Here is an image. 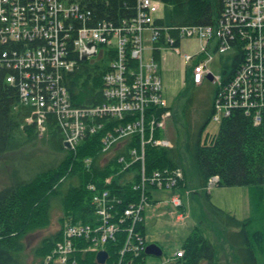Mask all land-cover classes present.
Listing matches in <instances>:
<instances>
[{
	"label": "built area",
	"instance_id": "1",
	"mask_svg": "<svg viewBox=\"0 0 264 264\" xmlns=\"http://www.w3.org/2000/svg\"><path fill=\"white\" fill-rule=\"evenodd\" d=\"M135 8L134 15L129 17L91 22L90 12L81 0H0V67L5 69L6 82L18 87L21 102L33 108L32 113L37 119L43 114L48 118L56 116L60 125L67 127L66 131L77 128L74 133L65 135V142L71 148L79 139L96 131L102 122L114 119L103 139L106 144L104 150H107L110 145L139 129L145 132L149 108L167 107L163 96L160 51L173 48L179 52L183 38L198 37L207 42L216 41L214 54L217 58L219 54L220 71L215 72L209 66L213 57L207 60L203 51L194 55L184 54V65L189 68L195 85H201L209 79V74L213 75L210 80L217 86L215 116L220 112L229 116L234 109L241 107L247 114L254 110L256 123L262 121L264 0H223L222 8L211 24L170 23L161 14L159 0H136ZM232 41L242 43L246 58L231 81L225 82L220 55L234 51ZM100 45L103 46L101 54L107 49L105 55L110 56L109 68L103 75L104 100L96 105L77 107L71 101L65 72L78 69L84 56L98 54ZM155 112L149 123L151 134L158 122ZM170 114L169 110L164 111L158 125ZM145 142L144 139L141 155L137 148L131 149L132 154L142 156V160ZM174 171L176 176L167 174L168 169L156 170L152 180L155 184L151 185L171 190L181 177L180 169ZM142 184L145 186V182ZM174 195L175 205H180V198ZM93 198L99 205L100 224L97 227L72 225L68 231L94 243L91 249L96 250L100 242L116 239L115 232L121 223L126 220L134 222L138 214L137 204L133 202L124 211L117 210L116 203L121 200L109 189L95 192ZM142 198L145 199L144 191ZM134 226L135 223L129 229V236L136 231ZM139 233L137 231L136 234L138 244H134L137 245L134 249L136 255L146 248ZM130 242L131 238L127 248L133 250L134 245ZM71 245L60 244L57 248L69 254L75 249ZM183 253L182 249L176 255L181 257Z\"/></svg>",
	"mask_w": 264,
	"mask_h": 264
},
{
	"label": "trees",
	"instance_id": "2",
	"mask_svg": "<svg viewBox=\"0 0 264 264\" xmlns=\"http://www.w3.org/2000/svg\"><path fill=\"white\" fill-rule=\"evenodd\" d=\"M163 1L171 6L167 21L178 24L214 23L223 5V0ZM81 2L90 12L91 22L102 19L115 21L120 17L134 15L136 10V0ZM234 41V51L220 55L225 82L231 81L246 58L245 47L241 42ZM82 64L79 70L68 76L73 103L79 106L101 103L104 100L103 75L109 68V61L106 59L93 64L85 61ZM210 82L215 86L211 108L201 128L197 132L189 130L187 138V149L199 181L197 193L206 210L226 227L225 237L231 242L240 263L260 264L257 246L264 249V231H251L252 218L238 219L215 205L211 200V192L208 191V183L213 176H218L220 186H250L255 192L261 191L264 198V110L262 121L256 123L254 110L247 114L244 108L234 109L220 122L218 132L211 141H203V132L215 112L217 86ZM165 109L168 107L149 108L145 119V132L137 131L127 137L129 139L120 147L116 146L119 142L117 141L114 143L115 147L107 150H104V140L102 141L108 133L106 126L94 134H87L76 150H69L64 146L59 126L50 117L48 137L45 139L51 149L64 152L65 155L56 165L37 171L30 179L22 180L19 173L13 172V181L0 188V264H48L44 262V257L60 239L62 228L55 234L44 237L34 248L35 262L27 263L24 241L30 233L50 226L54 202L63 209L61 224L68 218L75 225L90 224L97 227L100 216L92 202L93 190L89 188L90 184H96L98 188H108L113 194H117L121 202H118L116 209L121 210L134 200L142 198V177L138 170L143 165L148 181L145 182V189L149 198L153 197L152 190L158 188L157 185H151L155 184L152 180L156 170L168 169L167 174L172 176H176L174 170L177 168L181 167L185 171L183 156L178 147L148 142L151 135L149 123L153 113L157 111L156 117L160 120ZM29 113L31 108L21 102L18 87L6 82L5 69L0 67V151H15L38 138L35 127H23L25 116ZM162 136V130L155 129L154 137L162 139ZM144 139L147 140L144 160H137L128 170H124L126 162L132 161L131 149L139 148L141 153ZM122 157L123 160L120 161ZM87 159L90 161L87 162ZM134 170H137L135 175L132 174ZM184 173V178L178 180V187H182L186 180V172ZM108 177H112L110 183L106 182ZM138 184L140 187H137ZM138 230L146 236L145 222L138 225ZM122 231L115 242L111 241L106 245L109 252L106 264H145L147 253L143 251L139 255L127 251L124 256H120L127 239ZM181 249L184 250V255L176 258L173 264H224L219 258L217 246L198 229H194L185 238ZM96 256L95 250L79 252L78 264H100Z\"/></svg>",
	"mask_w": 264,
	"mask_h": 264
},
{
	"label": "rangeland",
	"instance_id": "3",
	"mask_svg": "<svg viewBox=\"0 0 264 264\" xmlns=\"http://www.w3.org/2000/svg\"><path fill=\"white\" fill-rule=\"evenodd\" d=\"M159 2L161 6V14L165 16L166 20H169L171 6L167 5L163 0H159ZM215 44V40H210L207 42L199 39L198 37H185L181 40L179 52L173 48H168L162 49V51H160L158 54L162 63L161 73L163 82L162 87L164 90L163 96L168 107V109H165V111L169 110L171 114L166 116L160 125H158V122L161 121L162 118L160 120L158 119L156 129L160 128L162 130V139L154 137V132H152L149 138L153 136L151 140L153 144L169 146L168 143L170 142L172 144L171 147H178L183 156V167L185 169L184 171L181 167L177 168L181 170V177L178 180L180 181L182 178H184V172H186V180L182 187H178L179 181H177V184L171 190L168 188H159L157 185L158 188L152 190L153 197L150 198L145 189L147 183L145 186L143 184L141 185L140 183L141 190L146 194L144 200L143 198H139L138 200L133 201V203L137 204L135 209L137 210L138 216L135 218V220L133 218L134 222L132 220H126L121 223L118 231L115 232L116 239H110L105 242H100L101 244L99 243L96 245L97 248L95 251L97 253L100 250H107L106 245L111 241L115 242L121 230H123L122 232H125V237H127V239L125 247L121 250L120 256H124L127 251L134 253V249L137 246L134 244H138V236H136L137 231H139L138 225L142 222H145L147 225L146 236L142 235V233H139L141 234L142 239L145 241V246H148L147 242L149 244L157 243L163 248L164 251L162 256L147 254L145 264H173V261L178 258L176 252L182 250V242L189 234H191L194 229H198L203 232L204 235L207 238H210L211 241L217 246L219 258L222 263L241 264L239 258H237L234 252L231 242L225 237V232H227L226 227H224L211 213L206 210L202 198H200L197 193L199 186L197 171L191 154L187 149L189 130L197 132L205 122L206 116L212 105L215 86L210 82V78H207L205 83L201 86L193 84L191 81L189 68L185 67L184 65L183 55L187 53L194 55L199 51H203V57H206L207 60L213 57L210 59L208 64L215 72H219V54L218 58L217 54H214L216 53V50H214ZM102 48L103 46L100 45V51L98 54H93L89 57L84 56V61L81 62V66L78 69L76 68L71 73L65 72L67 82L68 76L79 70L83 65L82 63L85 61L90 64L101 62L106 59L110 61V56L105 55L107 49L101 54ZM71 101L73 103L72 97ZM75 106L82 107L79 105ZM29 107L31 108V113L25 116L23 127H35L38 138L30 141L29 143H25L23 147L15 151H0V188H3L13 181V172L19 173L22 180L30 179L35 175V173H37V171H41L44 168L56 165V163H58L65 155L64 152L51 149L49 143L45 139L48 137V126L51 123L49 121H51L50 117L52 116L50 115L48 118V116L43 114L42 118L37 119L36 115L32 113L33 108L31 106ZM45 116L47 119L45 118L46 120L43 121ZM227 116L228 115L223 114V112L218 113L216 116L214 113L210 123L203 132L202 140H207L208 142L211 141V139L218 132L220 122ZM54 120L62 132L64 143H67L65 142V135H67V133H74L77 128L72 127L66 131L65 128L67 127L63 128L56 116H54ZM103 121L106 120L104 119ZM112 122H114V119L111 121H106V123L102 122V125L98 127L96 131L91 133L94 134L103 129L105 126L109 131ZM139 132L141 133L142 130L139 129ZM134 133L130 134L129 136L133 135ZM129 136H126L124 138L125 140L122 139L121 143L119 141L118 145L116 146L120 147L123 145L129 139H127ZM83 140H85V138H82L81 140L79 139L74 148H71L70 146H64L69 150H76ZM156 141H160V143H157ZM103 145H106L104 141ZM113 147H115V144L110 145L107 149H112ZM142 149L143 148L141 145V150ZM137 151L139 155H141L139 148H137ZM131 155L133 157L132 161L126 162L124 170H128V168H130L137 160L143 159L142 156L135 157L132 153ZM121 160H123V158H121L120 161ZM89 161L90 159H87V162ZM136 173L137 170L132 172L134 175ZM138 173L141 174L140 177H142V183L148 182L146 181L147 175L145 173V166L141 170H138ZM128 176L130 177V175ZM216 177L218 176H213L208 183V191L211 192L212 202L238 219L243 220L252 218V223L250 226L251 231H258V233L259 231H264V198L261 196V191L256 190L255 192L253 187L250 186H220L215 180ZM111 180L112 177H108L106 182L110 183ZM93 187H96V190L95 188L93 189ZM89 188L93 190V196L95 192L98 193L99 191L101 192L105 189H108L98 188L96 184H90ZM111 194L119 198L117 194H113L112 192ZM174 194H177V197L180 198V205H175L173 200L175 196ZM92 202L94 203L96 211L98 212L99 205L94 201V198H92ZM117 205L118 202L116 203V206ZM126 207L122 208L121 210L124 211ZM62 216V207L58 203L54 202L52 210V222L50 226L47 228L38 229L26 236L24 242L26 244L25 256L27 263L35 262L33 250L41 242V240L46 236L55 234L61 228L62 230L60 239L56 242V245L53 247L51 252H49L44 257L45 263L78 264L77 253L86 252L87 250L94 251V249H91V247L94 248V243H89L87 240L83 239L84 237H82L83 240H81V237L69 233V227L75 225V222L72 220H67V218L65 219L64 223L61 224L60 219ZM102 219L104 220V218ZM118 221L120 220H117V222ZM134 223V231H136L132 233V236H129L131 234L129 229L133 227ZM228 229L234 230L235 228ZM130 238V243L134 245L132 248L134 251L127 248V242ZM66 243L69 245L72 244L70 247L75 248L69 254L66 252H61L60 249L57 248L60 244L66 246ZM140 253H142V251H140ZM70 256L71 258L67 260V258ZM257 257L258 262L260 264H264V249L259 246H257ZM203 264H207V262H203Z\"/></svg>",
	"mask_w": 264,
	"mask_h": 264
},
{
	"label": "water",
	"instance_id": "4",
	"mask_svg": "<svg viewBox=\"0 0 264 264\" xmlns=\"http://www.w3.org/2000/svg\"><path fill=\"white\" fill-rule=\"evenodd\" d=\"M208 77L210 79L213 78V75L212 74H209ZM169 146H172V144L169 142L168 143ZM64 145L66 147H69L70 145L68 143H64ZM146 253L147 254H151V255H155V256H162L164 251H163V248L158 245L157 243H150L148 244V246L146 247ZM109 258V253L107 250H100L98 253H97V260L100 264H105L106 261L108 260Z\"/></svg>",
	"mask_w": 264,
	"mask_h": 264
},
{
	"label": "bare ground",
	"instance_id": "5",
	"mask_svg": "<svg viewBox=\"0 0 264 264\" xmlns=\"http://www.w3.org/2000/svg\"><path fill=\"white\" fill-rule=\"evenodd\" d=\"M145 251H146V248H145V250L143 252H145Z\"/></svg>",
	"mask_w": 264,
	"mask_h": 264
}]
</instances>
